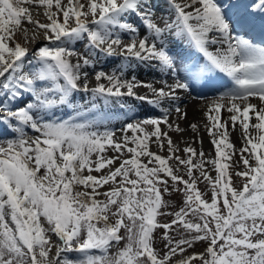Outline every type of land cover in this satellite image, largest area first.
<instances>
[{
  "label": "snow or ice",
  "instance_id": "1",
  "mask_svg": "<svg viewBox=\"0 0 264 264\" xmlns=\"http://www.w3.org/2000/svg\"><path fill=\"white\" fill-rule=\"evenodd\" d=\"M0 264H264V0H0Z\"/></svg>",
  "mask_w": 264,
  "mask_h": 264
},
{
  "label": "bare ground",
  "instance_id": "2",
  "mask_svg": "<svg viewBox=\"0 0 264 264\" xmlns=\"http://www.w3.org/2000/svg\"><path fill=\"white\" fill-rule=\"evenodd\" d=\"M40 19H43L42 16L39 17ZM24 29H28L27 34H25ZM14 39L16 42L20 43L21 46L28 47L30 50L33 48V42H32V31L31 26L25 24L24 27L20 30H18L14 36ZM77 48H82V44H77ZM152 76V73H148L143 76L144 79H150ZM187 97H184V99ZM253 102L255 103L256 100L253 99ZM207 101L205 100H190L184 102L183 106L187 107L188 116L185 120H179L177 121L179 123V126L184 131L182 132H169V136H171L174 144L179 145L181 149H183L187 145H191L192 147L199 150L201 148V144L199 143L200 139L203 140V151L205 154H208L210 152H213V146L210 143L209 137L207 132L205 131L203 124L205 123V119L203 116V112L201 111L202 108H204ZM140 115L142 116V113L140 112ZM226 113H223L222 110V116H226ZM175 119V116L173 117ZM115 123V122H114ZM119 123H115L116 127L118 128ZM191 124H197L199 126V131L194 132L190 125ZM164 126H162L163 128ZM164 130H167L164 128ZM31 135V133H30ZM239 134L237 132L231 133V140L236 145V147H240V140L238 138ZM154 139V138H153ZM152 150L155 151L156 147L155 145H152ZM167 153H165L166 155ZM116 249H112L111 252H114Z\"/></svg>",
  "mask_w": 264,
  "mask_h": 264
},
{
  "label": "rangeland",
  "instance_id": "3",
  "mask_svg": "<svg viewBox=\"0 0 264 264\" xmlns=\"http://www.w3.org/2000/svg\"><path fill=\"white\" fill-rule=\"evenodd\" d=\"M37 46H39V45H37ZM182 107L184 108V106H182ZM213 175H214V173H213ZM199 187H200V189L202 191L204 190V185L203 184H200ZM205 198L207 199V197H205ZM164 199H166V200L170 199L176 205V207L168 209V211H173L174 212V211L178 210V208L181 206L183 196H182V193H175V194H172L171 196L165 195ZM160 219L169 220V219H171V217L165 216V217H162ZM156 247L158 249H163L164 248V243L161 242L160 240H158L157 243H156ZM204 249H205V244L200 242V243H197L193 249H190V251L202 252V251H204Z\"/></svg>",
  "mask_w": 264,
  "mask_h": 264
}]
</instances>
